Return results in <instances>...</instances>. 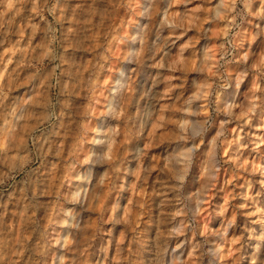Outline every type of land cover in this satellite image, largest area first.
<instances>
[{"label":"rangeland","instance_id":"rangeland-1","mask_svg":"<svg viewBox=\"0 0 264 264\" xmlns=\"http://www.w3.org/2000/svg\"><path fill=\"white\" fill-rule=\"evenodd\" d=\"M263 260L264 0H0V264Z\"/></svg>","mask_w":264,"mask_h":264},{"label":"bare ground","instance_id":"bare-ground-1","mask_svg":"<svg viewBox=\"0 0 264 264\" xmlns=\"http://www.w3.org/2000/svg\"><path fill=\"white\" fill-rule=\"evenodd\" d=\"M123 82H124V78H123V76H122V78H119L117 81H116V83H115V85L113 86V89H117L118 87H120V85H122L123 84ZM112 89V90H113ZM121 89V88H120ZM114 93V92H113ZM112 99H113V97L111 96L110 97V99H109V101H108V110L109 109H111V106L113 105L112 104ZM112 104V105H111ZM101 128V127H100ZM99 128V130H97V129H95L94 130V138L92 139V142H94V143H97L99 140H100V137H101V129ZM102 139V138H101ZM109 139H111V138H109V135H108V139H107V142H110L109 141ZM112 141V140H111ZM93 143V144H94ZM108 147V146H107ZM108 150V149H107ZM89 152H90V154H89ZM92 152H93V146L88 150V152H87V154H86V157H90V155H92ZM78 192V191H77ZM75 190L74 191H72V195L73 196H75L76 194H78ZM61 222H66L68 219H71L72 218V215H71V213H70V209L68 208V207H64V209H63V214H62V216H61ZM72 221V220H71ZM67 236V235H66ZM65 238V237H64ZM67 239V238H66ZM65 239V240H66ZM212 250H216V247H213V248H211ZM60 259V258H59ZM262 264H264V260H263V263Z\"/></svg>","mask_w":264,"mask_h":264}]
</instances>
